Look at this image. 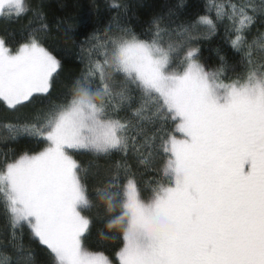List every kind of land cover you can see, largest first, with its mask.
<instances>
[{"label": "snow or ice", "instance_id": "1", "mask_svg": "<svg viewBox=\"0 0 264 264\" xmlns=\"http://www.w3.org/2000/svg\"><path fill=\"white\" fill-rule=\"evenodd\" d=\"M205 8L215 16L175 28L154 17L144 32L118 23L105 39L93 34L84 67L56 100L63 64L43 38L30 34L14 46L0 38L5 111L48 100L31 119L4 125L12 140L25 138L0 161L10 228L0 243L15 264H35L32 244L45 264H264V0H210ZM28 10L25 0H0V19ZM221 25L240 59L218 55L209 68L198 42ZM84 153L121 157L102 186L78 161ZM129 154L155 172L146 188ZM120 216L121 230L99 232L119 243L115 258L87 246L95 225Z\"/></svg>", "mask_w": 264, "mask_h": 264}, {"label": "trees", "instance_id": "2", "mask_svg": "<svg viewBox=\"0 0 264 264\" xmlns=\"http://www.w3.org/2000/svg\"><path fill=\"white\" fill-rule=\"evenodd\" d=\"M25 2L29 10L20 19H0V38L8 41L9 46L23 42L30 34H39L43 38L45 45L53 50L63 64V71L57 77L52 90V100L58 98L64 85L70 84L84 67L82 58L87 57V49L90 47L88 39L93 34L98 35L100 39H105L109 34V27L115 30L118 23L126 24L137 32H144L154 17H163L164 24L175 28L184 20L194 21L198 15L215 16L214 11L206 12L205 4L210 0H25ZM180 5L182 7H178ZM170 10L175 15L170 16ZM257 27L264 32V27L259 25ZM257 34V29L254 28L248 35L249 41ZM172 38L178 39L174 34ZM234 38V35L226 31L224 25L219 26L215 35L198 42L202 61L209 68L218 66V55L227 57L230 63L238 61L240 54L233 50L230 43ZM47 103L48 100L44 99L19 112L5 111L4 106L0 104V161L10 158L14 150H18L25 144L23 137L17 141L12 140L4 125L31 119ZM77 159L84 168L89 170L90 182L94 186H102L109 178V171L121 157H94L84 153ZM127 162L133 171L137 172V179L142 188H146L148 182L156 178L155 172H145L137 164L133 155L129 154ZM144 194L148 195V192L145 191ZM101 229L108 232L102 224L95 225L86 244L93 250H104L106 254L115 258L114 253L118 250L119 243L102 239L99 234ZM5 232H10V228L6 226L3 208L0 206V234ZM22 242L25 245L30 243L26 232ZM5 245L6 242L0 243V253L12 256L13 264H15L16 255L11 246ZM32 247L35 249V264H45L47 257L43 248L35 244H32ZM0 264H4L3 255H0Z\"/></svg>", "mask_w": 264, "mask_h": 264}, {"label": "clouds", "instance_id": "3", "mask_svg": "<svg viewBox=\"0 0 264 264\" xmlns=\"http://www.w3.org/2000/svg\"><path fill=\"white\" fill-rule=\"evenodd\" d=\"M83 99L87 100V97H83ZM100 203L103 204L107 208V203L105 201H101ZM109 212H111V210H109ZM124 219H125L124 216H120L119 219H117L115 222H109L108 224H106L105 228L108 231H113V230L119 231V230H121V227H122ZM158 222L159 223H163V224H165L168 227H172L173 226L172 222L167 220L164 217L158 218Z\"/></svg>", "mask_w": 264, "mask_h": 264}]
</instances>
